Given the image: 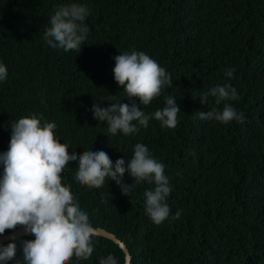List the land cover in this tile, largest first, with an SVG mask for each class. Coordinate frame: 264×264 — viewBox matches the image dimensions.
Here are the masks:
<instances>
[{"label": "trees", "instance_id": "trees-1", "mask_svg": "<svg viewBox=\"0 0 264 264\" xmlns=\"http://www.w3.org/2000/svg\"><path fill=\"white\" fill-rule=\"evenodd\" d=\"M73 3L89 10L79 53L43 39L55 10ZM125 52H144L171 75L173 86L149 105L133 100L152 116L171 95L181 108L175 129L151 118L136 134L113 135L93 118L94 103L133 102L113 74L114 57ZM0 63L8 71L0 82V153L15 121L40 114L56 123L69 153L103 150L127 166L142 143L164 165L171 214L160 225L145 211L144 193L154 184H136L126 196L110 178L98 189L80 185L78 161L62 174L92 226L128 246L131 264H264V0H0ZM228 69H235L232 78ZM226 84L237 100L217 105L209 95L201 103ZM224 103L243 112L244 122L199 118ZM122 182L134 179L126 172ZM31 239H16V258L7 264H23L21 241ZM93 243L92 256L72 264H99L109 254L126 264L115 242L95 236Z\"/></svg>", "mask_w": 264, "mask_h": 264}, {"label": "clouds", "instance_id": "clouds-1", "mask_svg": "<svg viewBox=\"0 0 264 264\" xmlns=\"http://www.w3.org/2000/svg\"><path fill=\"white\" fill-rule=\"evenodd\" d=\"M89 10L78 4L61 6L50 18V27L43 39L52 48L67 51H81L88 27L84 21ZM114 80L123 89L131 103H110L109 107H99L94 103L93 118L106 122L108 131L116 135L130 136L147 128L149 120L155 118L162 127L175 129L179 124L181 108L171 96L165 99V106L156 110L152 116L140 110L133 98L141 105H149L160 97L165 88H171V75L156 60L144 52H125L114 57ZM235 69H228L225 75L233 77ZM8 75L7 67L0 63V82ZM215 97V103L237 100V89L230 84L217 86L200 98L207 102L208 96ZM202 120H215L223 124L232 121L243 123L245 116L230 103H224L222 110L212 109L199 112ZM137 122V123H134ZM139 125V126H138ZM11 138L6 152L0 153V236L6 230L22 227L25 233L35 239L22 240L23 264H72V259L88 260L94 252L93 238L97 229L90 222L89 215L82 210L63 183L62 174L69 162L78 161L75 180L88 188H101L106 179L121 188L122 194L130 196L134 185L141 182L154 184V190H147L145 196L146 214L156 225L168 220L171 210L166 200L172 188L165 175L164 165L151 155L142 143L134 146V154L125 166L123 158L113 164L110 156L103 150L83 151L79 155L69 153L68 144L61 143L56 136L57 125L40 114L19 118L11 125ZM128 173L132 185L122 182ZM180 211L171 216L179 219ZM16 236L6 246L0 243V264L15 260L17 255ZM16 264H21L19 260ZM99 264H118L117 258L109 254L99 259Z\"/></svg>", "mask_w": 264, "mask_h": 264}, {"label": "water", "instance_id": "water-1", "mask_svg": "<svg viewBox=\"0 0 264 264\" xmlns=\"http://www.w3.org/2000/svg\"><path fill=\"white\" fill-rule=\"evenodd\" d=\"M96 229H97L96 236L109 239V240L115 242L117 245H119L120 248L124 251V253L126 255V264H131L132 257H131L130 250H129L128 246L124 242H122L120 239H118V237L116 235L107 231L106 229H103V228H96ZM12 236H16V238L19 239V238H22L25 236H33V235L25 233L24 229L22 227H19L17 230H14L13 232H11L9 234L0 236V243L11 242Z\"/></svg>", "mask_w": 264, "mask_h": 264}]
</instances>
